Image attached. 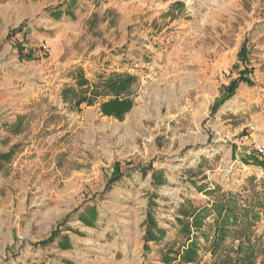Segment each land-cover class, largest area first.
I'll use <instances>...</instances> for the list:
<instances>
[{
	"label": "rangeland",
	"instance_id": "1",
	"mask_svg": "<svg viewBox=\"0 0 264 264\" xmlns=\"http://www.w3.org/2000/svg\"><path fill=\"white\" fill-rule=\"evenodd\" d=\"M19 1H72L76 16L38 42L0 22V70H13L0 71V264H166L185 245L181 204H211L215 188L264 196V0L0 5ZM19 42L40 58L17 60ZM116 73L135 77L123 119L62 92ZM150 212L166 235L146 250ZM254 233L264 249V212Z\"/></svg>",
	"mask_w": 264,
	"mask_h": 264
},
{
	"label": "trees",
	"instance_id": "2",
	"mask_svg": "<svg viewBox=\"0 0 264 264\" xmlns=\"http://www.w3.org/2000/svg\"><path fill=\"white\" fill-rule=\"evenodd\" d=\"M244 50L245 46L240 53L243 54ZM241 80L243 79H236L226 87L227 98L234 94ZM134 81V76L116 73L101 79L96 84L92 89L95 97L101 94L112 96L102 103L103 114L123 119L133 104L127 95ZM88 84V79L78 80L80 87ZM84 102L92 105L94 100L88 99L83 94L75 99L77 106ZM217 108L218 105H214L212 113ZM11 156L12 152L0 153V171L3 168V162L9 160ZM154 178L157 185L164 183L162 171L156 172ZM206 192L214 195L211 204L208 202L202 206H195L192 201L181 204L177 222L185 238V245L180 250L168 249L162 253V260L166 264H172L176 260L182 264H198L204 257L202 251H206L212 256L209 264H258L260 253H264V249L262 237L255 235L254 227L261 220V213L264 212L262 192L255 191L252 197L242 196L233 191L221 192L217 188L208 189ZM94 214L95 211L90 215L91 220L95 219ZM145 222L147 226L144 237L145 249L149 250V242L161 241L166 235V230L159 225L152 212L148 213ZM200 238H204L208 246H204ZM236 241H238L237 244Z\"/></svg>",
	"mask_w": 264,
	"mask_h": 264
},
{
	"label": "crops",
	"instance_id": "3",
	"mask_svg": "<svg viewBox=\"0 0 264 264\" xmlns=\"http://www.w3.org/2000/svg\"><path fill=\"white\" fill-rule=\"evenodd\" d=\"M71 4L72 1L70 2L68 1L66 3L62 2L60 5L46 6V7H43L42 5L39 6L33 5L30 7V9H28L24 1L21 2L19 1L14 5H12L11 3H7L6 5H2V6L0 5V22L6 26V35H8L10 28L11 29L20 28L22 27V24L25 22V25H23L24 27L20 29L19 32L16 34L19 41L22 40V37H24V35H26L25 33L28 31H29L28 36H31V38L35 39L37 42L39 39L43 40L45 38H51V39L53 38L52 40H54L55 38L54 35L57 36L59 35V27H60L59 25L66 24L70 26L69 21L76 16L74 12V6H72ZM35 15L37 17L36 18L37 20L35 19L34 21L26 22L28 18H31L32 16ZM3 32L5 34V31ZM24 45L25 43L21 44L20 42L18 44V49H20V52L18 51V54L16 53L14 56L17 60L20 56L21 57L28 56L31 57L32 59L40 58L39 55L32 52V49L25 51ZM0 71H2L3 74L5 75L9 73H13V70H11V68L6 63L2 64ZM76 80L77 83L67 84L66 86H64L62 92H65L67 96L69 95L68 94L69 92H72L74 93V96H77L80 90H84L83 95L88 99H93L94 100L93 104H95L96 101H99L98 100L99 98H104L100 102V110L102 103L112 97V96H105L102 94L100 96L95 97L92 94V89L94 88V86L90 81L88 85L80 87L78 85V80H80V78ZM2 84L0 85V91L5 90L6 88L5 84L4 85ZM132 86L130 90H132ZM128 98L131 101H134L131 96H129ZM163 179H164V175H163ZM82 220L90 221L91 219H88L87 217H82ZM90 225L94 226V223L91 222Z\"/></svg>",
	"mask_w": 264,
	"mask_h": 264
},
{
	"label": "built area",
	"instance_id": "4",
	"mask_svg": "<svg viewBox=\"0 0 264 264\" xmlns=\"http://www.w3.org/2000/svg\"><path fill=\"white\" fill-rule=\"evenodd\" d=\"M261 152H263V150L260 149Z\"/></svg>",
	"mask_w": 264,
	"mask_h": 264
}]
</instances>
